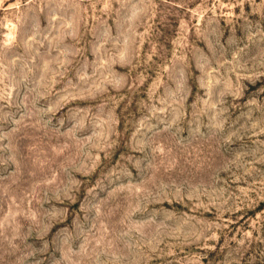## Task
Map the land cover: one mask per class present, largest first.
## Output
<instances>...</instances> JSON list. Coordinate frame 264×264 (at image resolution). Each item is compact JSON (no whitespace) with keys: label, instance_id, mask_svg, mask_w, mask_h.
<instances>
[{"label":"rangeland","instance_id":"rangeland-1","mask_svg":"<svg viewBox=\"0 0 264 264\" xmlns=\"http://www.w3.org/2000/svg\"><path fill=\"white\" fill-rule=\"evenodd\" d=\"M0 264H264V0H0Z\"/></svg>","mask_w":264,"mask_h":264}]
</instances>
